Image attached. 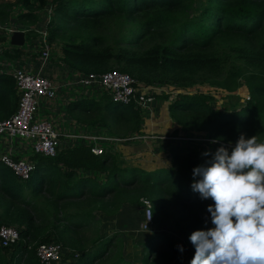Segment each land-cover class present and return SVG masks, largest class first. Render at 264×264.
Masks as SVG:
<instances>
[{
    "label": "trees",
    "instance_id": "16d2710c",
    "mask_svg": "<svg viewBox=\"0 0 264 264\" xmlns=\"http://www.w3.org/2000/svg\"><path fill=\"white\" fill-rule=\"evenodd\" d=\"M18 4L27 36L37 35L39 12L51 4L46 39L60 43L61 59L73 70L116 68L132 75L137 86L205 83L228 93L243 78L249 97L238 108L220 109L210 90L197 89L178 92L169 108L176 123L194 135L222 143H235L241 134L264 141V0H0V41ZM18 97L12 74L0 72V119L15 110ZM67 111L111 135L140 130V107L113 101L108 93L71 100ZM214 145L220 146H209ZM209 146L171 144L169 165L153 167L121 164L117 154H95L79 143L54 157L33 154L35 167L26 180L0 161V224L16 225L19 233L8 245L0 242V264H45L37 246L51 241L71 256L62 253L50 264H135L124 253L123 232L100 230L97 212L115 215L126 204L141 203V196L152 203L157 230L141 242L138 264H171L178 252L173 230L183 233L193 252L184 264H191V234L213 227L207 218L213 201L201 200L191 188L193 169L206 159L202 153L217 149ZM82 168L103 172L104 178L82 175Z\"/></svg>",
    "mask_w": 264,
    "mask_h": 264
},
{
    "label": "built area",
    "instance_id": "2783aa9c",
    "mask_svg": "<svg viewBox=\"0 0 264 264\" xmlns=\"http://www.w3.org/2000/svg\"><path fill=\"white\" fill-rule=\"evenodd\" d=\"M14 30L10 29L9 33L11 34ZM46 34V29H44L40 48V57L43 60L48 59L50 56L51 43L47 41ZM11 74L15 80L19 96L18 103L15 110L8 117L0 119V134H7L10 138L27 141L33 154L54 157L61 149L66 148L63 147L66 139L84 141L92 152L100 154L104 151V143L126 139L132 140L144 136L135 131L124 136L111 135L105 128H96L92 131L72 130L60 133L49 119L35 117L39 98H54L62 86L70 87L71 85H81L85 88L98 87L103 92H107L113 101L124 104L133 103L139 107L144 104L148 106L149 102L155 98L154 95L142 91L141 87L136 85L137 80L125 71L113 68L104 72L83 73L67 68L61 82L53 81L40 71L33 72L19 66L15 67ZM185 135L188 138V134L182 135L174 132L163 135V137L171 142L176 139L187 140ZM194 136L197 135L192 134V143L213 139L201 135V137L197 136L196 138ZM205 145L208 146V144ZM0 161L10 167L23 180L30 177L35 167L34 160L25 154L14 155L10 152H1ZM140 202L142 205V227L145 229L151 228L153 226L152 203L146 196H141ZM18 235L16 225L0 224V242L2 245L14 242L18 239ZM65 250H67L66 247L60 242H45L37 246V255L42 263L50 264L58 260Z\"/></svg>",
    "mask_w": 264,
    "mask_h": 264
},
{
    "label": "clouds",
    "instance_id": "9594fccd",
    "mask_svg": "<svg viewBox=\"0 0 264 264\" xmlns=\"http://www.w3.org/2000/svg\"><path fill=\"white\" fill-rule=\"evenodd\" d=\"M209 143L220 146L202 153L191 188L213 201L207 207L213 227L191 234V264H264V141L241 134L234 144Z\"/></svg>",
    "mask_w": 264,
    "mask_h": 264
},
{
    "label": "rangeland",
    "instance_id": "374dc122",
    "mask_svg": "<svg viewBox=\"0 0 264 264\" xmlns=\"http://www.w3.org/2000/svg\"><path fill=\"white\" fill-rule=\"evenodd\" d=\"M21 9L22 7L20 4L14 6L12 10V14H11V17H12L11 22L13 23H11L10 26L12 27L18 26V24L15 23V19H17V13ZM39 13H40V16H42V19L44 18V16H46L47 13H49L47 16V19L50 18V15L52 13L50 4H48L46 8L44 7L43 9H41ZM42 19H40V21ZM35 27H40V25L37 24ZM35 36H30V38L35 37ZM27 44H28V37L25 38V42L23 45L27 46ZM0 45H2V43H0ZM40 46L41 44H38L37 50L41 48ZM59 47H60L59 42H53L52 49H51L52 53L54 54L55 51H59L58 49ZM64 74H66V71ZM239 81H240V84L238 88L232 93H228L223 90L221 91L217 89V87H214L212 85L210 86L203 85L205 83L203 84L195 83L190 86H180L176 84H168V85L151 84V85L140 86L141 90L144 91L146 94H153L155 97L154 103H152L153 105L149 108L148 113L145 112L146 109L148 108L147 105L144 104L145 105V106L143 105L144 108H142L143 106L140 107L141 125H140V130L138 131V133L139 135H144V136H140L139 138L132 139V140L126 139V140H121L118 142L112 141V142L104 143L103 144L104 150L117 154L120 158L121 164H124V163L142 164L143 163L144 166H153V167L154 166L156 167L159 165H162V166L169 165L170 155L167 150L171 144H177V141H181L182 144L189 145V146L193 145L192 143L193 139H192L191 132L181 127L180 125H178L175 119L173 118L171 114V110L169 108L170 100L173 99V97H175V95L178 92H192L196 89L205 90V91L210 90L209 94L212 95L211 102L214 106L220 109H223V110L238 108L242 104H245L246 100L248 99V94L245 88L243 78H239ZM73 86L74 85H71V87ZM96 91L99 93L96 92L97 95L95 96H97V98H100L101 95L103 94L102 90L99 88V89H96ZM59 93H62V92L59 91ZM106 93L107 92H104V95ZM162 93L168 94L167 97H162L161 95H158ZM87 94H89V92L83 93V95H87ZM167 119H170V121L173 124L175 123V126L178 125L179 127L176 126L178 129L179 128L182 129V130L175 131L176 134H179V133H181L182 135L188 134V138H187V135H185L187 140L176 139L175 141H171V142L165 140L163 135L174 132V131L165 132L160 129L161 126L159 125V122L162 123L163 121H166ZM155 124H158L159 128H157ZM131 133L132 132H128L125 135L131 134ZM194 137L196 138L197 136H194ZM210 140L211 139L205 140L203 141V143L211 145V143H209ZM224 143L227 144L228 142L226 141ZM209 147L218 148L219 146L214 145V146H209ZM104 175L105 173L103 172L98 173L94 171V176L98 179H103ZM124 207L121 208V212L122 211L123 212L121 213L120 216L118 215L110 216V217L103 216L102 213L97 212V215L98 217H100V220H101L100 230H102L103 232L121 230L124 236L125 247L127 248V251H128V253L126 254L127 255L126 257L132 260L135 264H138L140 257L136 259L135 255L140 252L141 242L145 239V235L150 231V229H152V227L147 228V229L142 227V224H141L142 205L141 203L133 204V205L126 204L124 205ZM103 228L105 231L103 230ZM64 255L65 256H62V257H65V258H69L71 256V254L67 250H65Z\"/></svg>",
    "mask_w": 264,
    "mask_h": 264
},
{
    "label": "crops",
    "instance_id": "0c3cea01",
    "mask_svg": "<svg viewBox=\"0 0 264 264\" xmlns=\"http://www.w3.org/2000/svg\"><path fill=\"white\" fill-rule=\"evenodd\" d=\"M51 6V4H50ZM47 7V6H46ZM45 7V8H46ZM49 13L44 16L41 21H39L38 25L40 27H35V29L38 31L37 35L35 37L27 36L25 34V38L28 37V44L27 46L22 45H14L11 44L9 41L10 38V29H23L26 31L28 28L27 26H24L19 23L18 19H15V23L18 24L16 27L10 26L12 17L10 16L9 21L4 25V28L6 30V40L0 41L2 45H0V72H6L11 73V71L19 66L23 67L27 70H31L33 72L40 71L43 74L49 76L53 81L55 82H61L64 79V73L67 71L66 64L63 63L61 57H62V51L61 46L58 48L59 51H55V53H52V43L50 47V57L46 60H43L40 57V49L37 50L38 44H42L43 36L42 32L45 29V25L49 18L47 19ZM25 42V40H24ZM19 47L22 52L19 55H14L13 52L15 47ZM41 47V46H40ZM30 48V49H28ZM35 51H34V50ZM32 50V51H31ZM37 50V51H36ZM34 51V52H33ZM52 55V56H51ZM55 58V59H54ZM56 60V61H54ZM69 69V68H68ZM96 89H99L98 87H90L85 88L81 87V85L73 86V87H61L59 91L62 93H59L54 98H39L38 104H37V110L35 113L36 118H47L49 119L55 128L61 133L65 131H80V130H95L96 128H102L99 125H92L88 123H82L76 120L74 117H72L67 112V104L69 101L73 99L78 98H94L98 99L96 94ZM76 91V92H74ZM87 91V92H86ZM87 95H83V93H88ZM99 93V92H97ZM155 98L149 102L148 108L146 109V113H148L149 108L153 105ZM159 125L161 126V130L165 132H172L182 130L178 129L175 126V123L173 124L170 119H167L166 121H163L162 123L159 122ZM157 128H159L158 124H155ZM179 127V126H178ZM104 129V128H103ZM184 130V129H183ZM85 144L84 141L81 140H68L66 139L64 142L63 147H71L74 144ZM1 152H10L15 155H29L30 157L33 155L31 151L30 144L27 141L19 140L15 138H10L7 134H0V153ZM134 164V163H133ZM143 164V163H142ZM79 172L83 174H91L94 176L93 171L87 170V169H80ZM133 205V204H132ZM124 207V206H123ZM122 207V208H123ZM125 208V207H124ZM123 212V211H122ZM121 209L120 211L112 216H120L121 215ZM110 217V216H109ZM133 218V216H132ZM208 220L211 222L210 213L207 216ZM103 224V223H102ZM153 229L157 230L155 227H152ZM104 230V228H103ZM105 231V230H104ZM121 231V230H120ZM172 233H175L174 235L178 239V245H183L184 251L181 252L178 248V252L171 262V264H184L186 261H188L192 255L191 249L184 243V237L183 233L179 230H173ZM129 250V249H128ZM125 255L128 253L127 248H124ZM127 256V255H126ZM131 257V256H129ZM140 257V252L135 255V258Z\"/></svg>",
    "mask_w": 264,
    "mask_h": 264
},
{
    "label": "water",
    "instance_id": "95a60500",
    "mask_svg": "<svg viewBox=\"0 0 264 264\" xmlns=\"http://www.w3.org/2000/svg\"><path fill=\"white\" fill-rule=\"evenodd\" d=\"M25 40V31L23 29L14 30L9 38L11 44L22 45Z\"/></svg>",
    "mask_w": 264,
    "mask_h": 264
}]
</instances>
